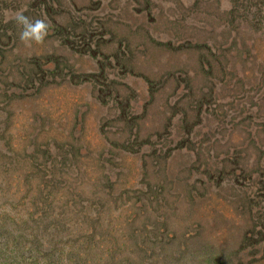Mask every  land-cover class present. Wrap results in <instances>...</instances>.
Wrapping results in <instances>:
<instances>
[{
	"label": "rangeland",
	"instance_id": "rangeland-1",
	"mask_svg": "<svg viewBox=\"0 0 264 264\" xmlns=\"http://www.w3.org/2000/svg\"><path fill=\"white\" fill-rule=\"evenodd\" d=\"M19 10L50 25L42 42L20 40ZM15 248L264 264V0H0V250Z\"/></svg>",
	"mask_w": 264,
	"mask_h": 264
},
{
	"label": "clouds",
	"instance_id": "clouds-1",
	"mask_svg": "<svg viewBox=\"0 0 264 264\" xmlns=\"http://www.w3.org/2000/svg\"><path fill=\"white\" fill-rule=\"evenodd\" d=\"M17 25H22L23 30L19 34V38L25 44L32 41L40 43L48 34L50 25L45 19H36L34 22L23 14V10H19L12 17Z\"/></svg>",
	"mask_w": 264,
	"mask_h": 264
},
{
	"label": "trees",
	"instance_id": "trees-1",
	"mask_svg": "<svg viewBox=\"0 0 264 264\" xmlns=\"http://www.w3.org/2000/svg\"><path fill=\"white\" fill-rule=\"evenodd\" d=\"M32 240H34V238ZM17 249L18 250H16V248L15 250H9V254H5L3 251L0 250V264H33L27 260L26 255L24 256V254H20L19 251H21V249ZM27 250H37V248H35V243L33 242L32 246H27Z\"/></svg>",
	"mask_w": 264,
	"mask_h": 264
}]
</instances>
